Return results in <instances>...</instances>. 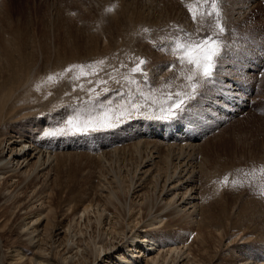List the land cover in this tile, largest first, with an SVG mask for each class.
Instances as JSON below:
<instances>
[{
    "label": "rangeland",
    "instance_id": "rangeland-1",
    "mask_svg": "<svg viewBox=\"0 0 264 264\" xmlns=\"http://www.w3.org/2000/svg\"><path fill=\"white\" fill-rule=\"evenodd\" d=\"M170 1H175L177 3L178 8H181L180 13H178V10L177 13L174 11V13H171L172 9L169 7ZM170 1L0 0V85L15 74L17 78L20 79L23 76V80L21 79L20 81L21 83L23 82L22 87L24 86L22 88L19 82V85L16 87L17 90H12L10 92L6 90V92L0 94V102L2 101V104L4 103L3 105L1 104L2 107L0 106L3 110H0L2 112H0L1 142L6 132L12 133L13 130H16L18 133L22 132V134H25L26 130L33 129L37 125H39V130H41L42 128H40V126L46 121L48 125L45 126L46 133L43 135L48 133L46 135L47 138H49V133L51 134L55 131L56 128L54 127L58 125L60 127L59 130H64L65 126V130L69 131L71 129V131L74 132L75 129L71 128L65 116L62 115L63 111L69 109L67 111V119L72 118L78 125L87 120L91 113H87L85 109L84 111L82 110L83 106H81L79 101L80 97L78 96L82 93L81 96H85L84 98L88 99L87 94L89 93L87 89L91 88H95V92L99 93L102 88L109 86L107 87L109 93L103 94L104 96L101 95L100 100L104 102V107H110L112 112L116 115H119L121 111H128L127 96L123 95L127 89L135 93L134 100L139 106L140 111L152 113L163 109L167 102L158 110L152 105L148 107L146 105L151 104L152 95L158 90L166 91L173 89L175 87L174 78L176 79L177 77L179 80L176 79V81L179 82L184 78L178 75L181 69H167L166 65L170 64L168 63L169 61H167V52H163L159 50V48L170 43L169 37L171 32L175 29V26H179L189 32H195L200 23H203L204 28L207 30L208 23L207 19H205L203 22L194 24L187 8L181 3V0ZM262 1L263 0H257L258 6H261ZM157 3H161L166 7L164 12H157L158 8H155ZM118 5L125 9L123 10V14L119 16L117 14L119 13V11H117ZM129 5L131 6L129 7ZM246 5L247 0H226V4L223 6L225 13L224 23L228 30L223 37L224 43L226 44L224 52L229 47L231 55L238 54L241 48V38L244 31L238 28L237 23H232L230 20L235 16L237 17L239 9H243L245 18L247 15L245 9ZM113 6L114 10L112 12H114L115 21L112 17L114 15H110L111 12L109 14L104 12L105 9ZM79 12L82 13L80 14ZM181 13H183V15H181ZM161 14L163 16H161ZM120 22L124 24H126V22L135 23L134 26H136L137 29L133 32V35H130V40L134 39L137 35L134 40V49H129L130 51H128V53H125L126 50H124L123 53L126 55L120 59L121 61H118V65H116L117 63L107 61L103 57L92 59L94 49H96L97 52L101 49L100 45L96 44L97 39L102 41V36L105 35L106 29L111 34H114L115 30H121ZM116 23L119 24L117 28L115 27ZM145 28L149 29V32L144 33L143 29ZM235 33L239 34V39L235 38ZM232 39L236 40L238 43L231 44L230 41H232ZM120 44L124 46V41L122 40ZM12 51H14L18 60L22 58L20 60H23V64L25 63L24 66L28 65L27 69L29 68L31 72L35 71L33 77H30V75L28 77L26 67L24 66L18 68V70H20L18 73L13 71L14 67L7 63L10 54H14ZM74 54H76L75 60L67 62L64 66L58 68L57 61L59 57H63L65 60ZM134 55L136 57L133 58L132 56ZM161 56H164V62ZM138 57L147 61L143 66L147 73V77L145 78L138 73H133L131 74L133 78H135V76L136 78L138 77L136 80L137 83L131 84L130 87L120 86L119 83L124 81V76L129 75V69L133 67ZM224 57H228V53H225ZM18 60L17 64L19 63ZM99 60L105 61V65L103 66L105 71L100 73L99 78L106 80L107 84H97V77L72 80L70 77L78 75V70H74L73 73L63 77L64 79L66 78V81L68 80L70 82V86H68L69 82H64L63 78H59V81L62 83L56 82V80L49 82L46 79L49 74H59L69 65L92 64V62ZM174 60L175 59H171L170 61L173 63ZM108 64L109 66H107ZM52 65L54 66L52 67ZM122 65H126L127 67H122ZM49 66H51V69ZM93 67L98 66L93 65ZM85 71H90V69H85ZM106 73H110L112 76H115L116 79H110L109 75ZM25 74L27 76H25ZM155 78L158 80L160 78V81L155 82ZM89 80H91L92 83H89ZM117 81L120 82L117 83ZM165 84H168V87H165ZM37 85H39L38 92H36ZM79 85L84 86L85 92L78 88ZM185 85L189 89L187 81ZM75 88L78 89H76V92L74 91ZM59 89H61V92ZM52 90L53 93L56 94L50 93ZM255 90H257L256 93L258 96L264 93V69L262 73L259 74V77L257 76ZM28 93H30L33 98L38 95L35 102L32 101V98L29 106L25 103L28 102ZM76 93H79V95ZM91 94L95 95L94 93ZM91 94L89 95L91 96ZM71 95L77 96V101H72L65 106L64 102L70 100V98H72ZM39 96L41 97L39 98ZM56 96H58L57 99ZM113 96H115V98L117 97V99L110 102ZM173 98L175 97L173 96ZM3 100L5 102H3ZM9 101L11 102L9 103ZM105 101L109 102V104L105 105ZM197 101H199V98ZM31 102L33 104H31ZM59 102H61L62 107L59 105ZM194 102H196V100L193 101L192 104ZM20 104L23 106H20ZM251 104H253L254 107H251ZM251 104L250 108L245 111H242L243 108L239 107V109H242H240L242 113L236 115V118L234 117L230 120L223 119L219 129L218 127L210 128L211 120L208 122L206 119L202 122L204 127L201 128V130L199 129V124L195 126L196 131L199 130L202 137H206L207 140L209 137V141L201 144L202 146L198 147V151L202 154L210 153V158L213 162L207 165V169H209L208 174L210 177L216 174V176L209 179L208 183L204 180L200 182L201 189L203 191L205 190L204 202L201 207L202 214L209 223V228L207 230L211 232L212 238H206L207 234L202 235L205 236L204 239H206L211 246L220 248L218 255H224L225 257L222 262L231 256L234 258L236 256L239 257V251L242 249L245 250V241L242 240V237L251 238L252 244L248 241L246 242L249 243L247 245L254 246L253 252L255 254L264 255V252H262L264 248V195L260 194L261 191H264V107H256L255 102ZM30 105L33 106L30 107ZM41 106H48V108L44 109L41 108ZM100 108L99 106L98 109ZM94 111L96 112V108H94ZM102 111L103 108L100 109L99 113ZM51 121L52 123H50ZM133 121L134 119H129L124 116L114 128L101 129L84 135L61 134L62 131L61 133L58 132V135H56L58 139L53 137V140L57 142V145H55V154L58 153L55 161L57 165L54 164V168L56 167L55 169L57 170L54 169L49 179H46V186L49 181L51 183H49V190L45 195L41 193L46 190V186H43L45 189H42L39 184L40 190L39 185L33 188L31 187L33 182L25 181L28 182L31 187L29 189L30 192L27 193L24 187H27L28 183L21 184L19 183L21 180L18 179H14L15 181L13 180L11 183H7L5 179L0 180V264H37L39 260H47L52 264H66L67 261L68 264H104L105 262L102 263L98 258V255L102 253V251H105L113 244L120 246L123 242L126 243V241L129 240V238H112L111 230L106 224L109 219L113 222L116 219L117 222L121 223L118 224L116 222L117 226L119 225V227H117L119 229L122 226L124 217L128 215L126 206H129L130 202L132 204L133 201L134 203L137 201L138 204L135 205L136 211L137 213H142L144 216L154 211L155 208L160 205L161 201H163L164 204L162 216H165L171 210L170 205L167 203L166 195L162 193L161 190L164 177L157 175L154 178L152 189L140 200H137L134 197V193L130 192L131 190L132 192L134 191L132 184L134 182L136 183L137 178L136 167L138 164L136 161L133 162L131 171H129L130 173L128 172L129 175L128 173L120 174V168L123 169L124 165L126 163L128 164L129 159L133 160V157L130 158V153L125 151L129 146H123V151H118L115 155L102 154V156L100 153L104 150L97 152L98 149L107 145V142L117 141L121 144L130 142L128 140L122 142V138L126 136L125 132L131 127ZM169 122L171 123V121ZM178 122L181 125L186 124L185 126L187 129L189 128V130L194 126L187 118L179 120ZM198 122L199 121H197V123ZM50 125L53 126L50 127ZM125 127H128V129ZM151 127V125L145 124L144 129L141 130V134L149 140H156L152 138L153 132L151 136L149 135ZM167 127L170 129H177L176 126L171 124L167 125ZM47 130H52V132H48ZM203 130L207 132H203ZM217 136L218 138L214 139ZM204 137L201 142L206 140ZM50 138H52V136H50ZM92 140L95 143V147L91 146L90 141ZM31 141L32 145L38 148L42 147L40 143L38 146L36 145V140L32 139ZM99 145L104 146L99 147ZM151 149H153L152 144L143 149L142 157L151 155L149 154ZM228 149L231 151L230 155ZM160 152L163 153L165 151L162 150ZM98 154L103 158H96ZM119 154H121V156ZM222 155L229 156L231 160L229 158H226L227 160L224 159ZM125 161L127 162L125 163ZM233 162L234 164L236 163V166L232 164ZM238 163L241 165L242 169H240ZM216 165L217 167H226L227 165V169L222 172L223 174H220V172H217ZM238 165L241 171L239 169L237 170L236 167ZM243 166L246 167L244 168ZM103 169L106 172H104ZM116 169H119V173ZM253 169H256V171H253ZM258 170L259 174H256ZM248 171L252 172V174L248 173ZM107 172L108 175L105 174ZM223 176L225 178H223ZM220 177L221 179H219ZM226 178L228 183L225 185L223 181ZM118 183L119 186L122 185L119 188L120 190L117 188L119 187ZM116 185L117 187L114 189L115 194H112L111 190ZM50 191H52V193ZM158 191L161 192L160 199H158ZM48 192H50V194H48ZM99 192L102 194L101 197H99ZM239 194H242L243 198L248 199V202L243 201ZM7 197L9 198L6 199ZM35 197H37V199ZM20 198L23 201H21ZM2 199L6 201L4 202ZM18 201L21 202L18 204ZM33 201L35 202L33 203ZM20 203H24L23 206L25 208H22ZM41 203L43 204L41 205ZM29 204L31 206H29ZM88 204L91 206L88 210L89 214L82 220L77 219L79 216H76V214L82 211L85 207L84 205ZM19 206L21 208H18ZM106 207L108 211L111 212L112 216L107 219L108 221H105V225L99 226L95 219H98L99 214ZM40 211L45 212L42 217L44 221L41 223L43 226H41V224L32 226V220L35 219V215ZM29 216H31L32 220L28 219ZM89 216L90 220H87ZM105 219L106 217L103 218L102 223ZM136 219L137 217L135 215L133 218L134 223H137ZM133 220L129 221L130 224ZM24 223H28V228L23 226ZM46 224L47 226L44 228ZM131 225L136 226L137 224L134 225L132 223ZM138 226L140 227L141 225ZM56 227L65 231V234L58 238H51L54 236L53 229ZM130 227L129 231L132 229H130ZM43 228L45 230L44 233L40 235V239H43V242L41 241L40 250L37 248L34 249L33 245L38 242L39 239L36 238V241H34L35 238H33L34 240L29 238L26 233L29 230L41 231ZM109 234H111V236ZM118 241H120V243ZM228 243H230L229 247ZM163 245L164 243L160 240L158 246L163 247ZM156 246L157 245H155V247ZM207 246L210 253L213 254L208 243ZM16 250H21V252L25 253V258L22 262L18 261V258L15 260L16 257L13 258ZM152 251L158 252V248ZM162 255L165 256L166 252L162 251ZM144 258H142V263L146 264L147 260Z\"/></svg>",
    "mask_w": 264,
    "mask_h": 264
},
{
    "label": "bare ground",
    "instance_id": "bare-ground-1",
    "mask_svg": "<svg viewBox=\"0 0 264 264\" xmlns=\"http://www.w3.org/2000/svg\"><path fill=\"white\" fill-rule=\"evenodd\" d=\"M120 1L125 2V0H120ZM237 1H239V0H237ZM169 4H170L169 7L172 9L171 13H174V12L177 13V10H178V13H180L181 8H178V5L175 1H170ZM130 6L131 5H129V7ZM155 8L156 9L158 8L157 12L158 11L164 12V10L166 9V7H164L163 4H161V3L160 4L157 3L155 5ZM245 9H246V14H247L245 18H244L243 9L242 10L239 9L237 17L235 16L234 18H232L230 20L232 23H237L238 28L243 29V31H244L242 38H241V48H240L237 55L236 54L231 55V50L228 47L224 52V54L228 53V57H223V62L221 63L220 68H219V77H220L221 81H223L224 79L227 78V79H230L234 82L233 85L231 86V91L226 93L227 102L224 103V102L215 100V96L219 95L218 90L210 91L208 93L207 97L199 98V101L196 100V102H194L195 104L193 103L192 107L190 109V111L195 113L197 116V119L195 120V122H192L194 124V126L191 130H189V128L187 129V127L185 126L186 124L181 125L177 120H171V123H170L169 120L155 119L154 118L155 116L163 114L161 112V110L156 111V112H152V113L139 110V113H136L134 109H131V105L133 103H136V101L134 100L135 93H133L129 89H127L126 92L123 94V95L127 96L128 110H132L134 112V114L131 117V119H134V121L132 122L131 127L129 129H128V127H125L128 130L125 132L126 136H124L122 138V142L126 141V140H128L130 142L124 143V144H121L117 141L107 142L108 144L107 145L104 144L105 146L99 145V147L100 146H104V147L98 149L97 152L100 150H104V151H101V153H100L101 155L102 154L103 155H112V154L115 155V154H117L118 151H120V152L123 151V146H129L125 151L130 153V155H131L130 158L133 157V160L129 159L128 164L126 163L127 161H125L126 164L124 165V168L123 169L120 168V174L122 175V173H128L129 171H131L132 164L134 161H136V163L138 164V166L136 165L137 166L136 167L137 178H136V183L134 182L135 184L132 182L134 184V186L132 184V188L134 189V191L132 192V190H131L130 192L134 193V197L137 200H140L143 198L144 195L147 194V192L150 189H152L153 181L155 180L154 178L157 175L164 177L163 184L161 186V190H162V193H164L166 195L167 203L170 205L171 210L165 216H162L164 204H163V201H161L160 205L158 207H156L154 211H152L150 214L144 216L142 213H137V211H136L135 205L138 204L137 201H135V203L133 201L132 204L130 202V205L126 206V210L128 211V215L126 217H124V219L122 221V226L118 229L117 227H119V225L117 226V224H116L117 220L115 219L116 220L115 221L113 219L114 222L111 221V219H109L112 216L111 212L108 211L107 207L104 208L103 211L99 214L98 219H95L96 223L99 226H101L105 223V221L107 219H109V221L107 220L108 223L107 224L105 223V224L108 225L107 227L110 228L111 234L113 236L112 238H115V239L116 238L117 239L129 238V240H127L126 243L123 242V244L120 246H117V244H113L108 249H106L105 251H102V253H100L98 255L99 256L98 258L101 260L102 263L105 262L104 264H141L142 258L145 257L147 260L146 264H264V255L255 254L253 252L254 246H248L247 245L249 243H246V242L249 241L251 243V241H252L251 238L242 237V240L245 241V243H244L245 244L244 245L245 250L242 249L241 251H239L240 252V256L238 254L239 257L236 256L234 258L233 256H231L230 258H227L225 261L222 262L223 258H225V257H224V255H222V256L218 255L220 248L217 246H211L209 244V242L206 239H204L205 236L202 235V234H207L206 238H212L211 232L209 230H207L209 228V223L202 214L201 207H202L203 202H204L205 190L203 191L201 189L200 182H201V180H204L206 183H208L209 179L216 176V174H214L212 177H210L208 174L209 169H207V165L210 164L211 162H213L212 159L210 158V153L202 154L198 151V147L202 146L201 144L208 142L209 137L207 140V138L203 136L204 138H206V140L201 142L203 137L201 136V134H200L201 132H199V130L196 131L195 126H196V124H199V127H200L199 129L201 130V128L204 127V124L202 122H204V119H206V120H208V122H209V120H211L210 128L218 127V129H219L221 123L223 122V119L230 120L234 117L236 118V115H238L239 113H242L240 111L241 108L239 109V107H242L243 110L242 109L241 110L245 111V110L250 108V104L253 102H255L256 107H264V93L262 95L258 96L256 93L257 90H255L257 76L259 77V74L262 73V70L264 69V0L262 1L261 6H258L257 0H247V5H246ZM123 10H125V9L122 6L118 5V7H117V11H119V13H117L118 16L123 14ZM71 12L74 13L73 11H71ZM104 12L107 14L110 13V12H106V9L104 10ZM79 13L81 14L82 12H79ZM111 14L114 15V12H111L110 15ZM181 15H183V13H181ZM161 16H163V15L161 14ZM112 17H113V20L115 21V15ZM134 25H135V23H127L126 22V24H124L123 22H120L121 30H115L114 34L109 33L106 29L105 33H104L105 35L102 36V41L97 39L96 44L100 45L101 49L98 52L96 49H94V51H93L94 55L91 54L93 57L92 59H95V58L98 59L99 57H103L107 61L117 63L116 65H118V61L123 56L126 55L123 53V51L126 50L125 53H128V51H130L129 49H132V48L134 49V47H135L134 46V40L137 37V35L135 36L134 39L130 40V35H133V32H135V30L137 29V27ZM117 26H119V24L116 23L115 27L117 28ZM94 29H96V28H94ZM235 34H236L235 38L239 39V34L238 33H235ZM122 40L124 41V46H121V44H120V42ZM230 43L235 44L238 42L236 40L232 39V41H230ZM87 46H92V45H87ZM12 52L14 53V51H12ZM135 55L132 57L133 58L136 57ZM166 55L168 56V60H167V61H169L168 63H172L170 60L175 59V58L173 56H171L170 54L166 53ZM161 57H162L163 62H164V59H165L164 56H161ZM20 59H22V58H19V60L16 58L15 53L10 54V56L7 59V63L9 65H11L12 67H14L13 71L15 73H18V71H20V70H18V68L23 67L25 64V63L23 64V60H20ZM75 59H76V54H74L73 56H71L65 60L63 59V57H59L58 61H57L58 68L64 66L67 62H70V61L75 60ZM17 60L19 61L18 64H17ZM48 61H49V59H48ZM116 65H114V66H116ZM27 66L25 65L24 67H26V72L28 73V77H29V75H30V77H33L35 74V71L31 72L29 68L27 69ZM53 66L54 65H52V67ZM107 66H109V64ZM35 67H36V65H35ZM50 67L51 66H49V68ZM166 67H167V65H166ZM63 68H65V67H63ZM45 73H46V71H45ZM12 74H13V72H12ZM20 74H22V73H20ZM25 76H27V75L25 74ZM116 77H118V76H116ZM179 77H181V76H179ZM22 78H23V76H22ZM137 78L135 76L134 79L137 80ZM181 78H183V77H181ZM21 79L17 78V76L15 74H13L12 77L10 76L9 80L4 81V83H2L0 85V94L3 92H6V90L8 92H10L12 90H17L16 87L19 85V82L21 83V81H20ZM65 79H64V82H67L68 80L66 81ZM176 79H177V77H176ZM176 79L174 78L175 87L173 89H169L166 91L158 90L157 92H155L152 95L151 104H149V105L145 104V105L147 107L152 105L158 110L161 108V106L165 102H167V104L163 107V109L166 111L168 106L171 103V101L169 100V94L170 93L174 94L176 92L184 93L185 91H187V92L190 91V88L188 89L185 85V83H186L185 79H183L180 82L176 81ZM177 80H179V79H177ZM158 81H160V78H159V80L157 78H155V82H158ZM59 82H61V81H59ZM83 82H86V81H83ZM22 83L20 85L21 87H22ZM77 84H78V82H77ZM119 84H120V86H125V87L131 86V84H129L128 81H126V80H124L123 82L121 81ZM71 85H72V83H71ZM68 86H70V82H69ZM107 87H109V86H107ZM22 88H20V89H22ZM78 88H80V87H78ZM76 89L77 88H75V90H74L75 92H76ZM53 90L50 93H53ZM59 90L61 92V89H59ZM38 91L39 90H37L36 92H38ZM69 91H71V90H69ZM53 94H56V93H53ZM89 94H91V93H89ZM89 94H87L88 99L84 98L85 96L82 97L81 96L82 93H81V95H79V93L77 95H79L78 97H80L79 101H80L81 106H83L82 110L84 111V109H85L87 111V113H91V115L95 116L96 114H99V111L102 107L100 109H98L99 106L90 105L88 103L89 98H90ZM66 95H63V96H66ZM68 95H70V94H68ZM91 95H93V94H91ZM11 96H12V94H11ZM31 96L32 95L30 93H28V95H27L28 102H25L26 104H28L27 106H29L30 101L33 98V96L32 97ZM37 96H35V98H33L32 101L35 102V100L38 98ZM58 96H56V99ZM40 97L41 96H39V98ZM78 97L75 95L72 96V98H70V100L64 102L65 106L68 105V103H70L72 101H74V102L77 101ZM99 99H100V97H99ZM111 99H112V97H111ZM116 99H117V97L115 98V96H113L112 100H110V97H109L110 102H112ZM3 102H5V101L3 100ZM10 102L11 101H9V103ZM61 102H59L60 106H61ZM1 104H2V101L0 102V106H1ZM31 104H33V103L31 102ZM108 104H109V102L105 101V105H108ZM209 104H211V106H209ZM72 105H74V104H72ZM75 105H76V103H75ZM20 106H23V105L20 104ZM31 106H33V105H30V107ZM78 106H79V104H78ZM202 106H203V108H202ZM1 107H0V110H2ZM251 107H254V105L251 104ZM21 108H23V107H21ZM41 108L47 109L48 106H41ZM94 108H96V112L94 111ZM68 110L69 109H65L63 111L62 115L66 117L68 114L67 113ZM76 110H78V109H76ZM140 113H142V114H140ZM69 118H70V116H69ZM70 119H72V118H70ZM187 119L190 120L189 118H187ZM197 121H199V122L197 123ZM50 123H52V121ZM145 124H149L152 126L151 131H149V135L151 136V133L153 132L152 138H154L156 140H149L148 138H146L145 136H143L141 134V130L144 129ZM169 124L176 126L177 129L176 128L175 129L168 128L167 125H169ZM46 125H48L47 121L40 126V128H42L41 130H39V125H37L33 129L31 128L30 130H26L25 134L24 133L22 134V132L18 133L16 130H13L12 133L6 132L4 134V137L2 138V142L0 140V180L5 179L7 183H11V182H13L14 179H18V180H21V182H19L17 180L21 184H26L28 182H25V181H29L31 183L33 182L31 185V187H33V188H35L39 184L41 185L42 189L44 188L43 186H46V179H49V176H51V173L56 168V167L54 168V164H55V161H56L57 156H58V153L55 154V152H56L55 151V145H57L56 144L57 142H56V140H53V137L58 139L56 137V135H58V132L61 133V131H67V130H65V126H64V130H59L60 127L58 125V126L54 127L56 129L53 132H52V130L51 131L47 130L48 132H52L51 134L49 133V138H47L46 135L48 133L46 135H43L44 133H46V131H45ZM52 126L53 125H50V127H52ZM101 132H103V131H101ZM203 132H207V131L203 130ZM32 135H33V137H32ZM50 136H52V138H50ZM1 137L2 136H0V139H1ZM216 138H218V136L215 137L214 139H216ZM32 139L36 140L35 143L37 146L40 143V145L42 147L38 148L35 145H32V143H31ZM93 140H95V139H93ZM93 140L90 141L91 146L95 147V143ZM158 140L161 142H159ZM162 142L167 144V145L163 144ZM151 144L153 145V149H151L149 151V154H151V155H147L145 157H142V154H143L142 150L147 148ZM61 150H62V148H61ZM162 150H164L165 152H163V153L160 152ZM146 153H148V152H146ZM230 154H231V151H230L229 155ZM119 155L121 156V154H119ZM130 155H128V156H130ZM225 155H226V153H225ZM225 155H222V157L224 159L229 158V156H225ZM97 156H96V158L102 157L99 154ZM124 159H126V158H124ZM109 160H110V158H109ZM117 160H119V159H117ZM126 160H128V159H126ZM232 164H234V162ZM55 165H57V164H55ZM234 165L236 166V163ZM239 165L236 167L237 170L239 169L238 168ZM246 166H247V163H246ZM129 167H130V169H129ZM216 168H217V172H220V174H221L224 170L226 171L227 165H226V167H222V166L217 167V165H216ZM240 169H242L241 165H240ZM55 170H57V169H55ZM116 170H118L117 172L119 173V169H116ZM104 172H106V171L104 170ZM108 172L105 174L108 175ZM129 173H128V175H129ZM248 173L252 174V172H249V171H248ZM256 174H259V170H258V172H256ZM56 177H57V174H56ZM223 178H225V177L223 176ZM219 179H221V177ZM129 180H131V179H129ZM6 182H5V184H6ZM49 183H51V182L49 181ZM49 183L46 186L47 187L46 190L43 192L41 191L42 192L41 194L45 195V193L49 190V188H48ZM122 184H123V182H122ZM40 185H39V189H40ZM28 186H29V183L27 184V187H24V188H26L27 193L30 192L29 189L31 188L30 186L29 187ZM118 186H119V183H118ZM120 186H122V185H120ZM120 186L119 187H117V185L114 186L111 190V193L113 194L115 192L114 189L116 187L119 189ZM207 187H208V184H207ZM203 189H206V188H203ZM50 192L52 193V191H50ZM50 192H48V194H50ZM32 193H33V190H32ZM36 194H35V196H36ZM51 195H49V196H51ZM99 195H100L99 197H101L102 194L100 193ZM239 195L243 201L248 202L247 201L248 199L243 198L242 194H239ZM110 197H113V196H110ZM3 198H5V197H3ZM8 198L9 197H7L6 199H8ZM21 198H20V200H21ZM35 198L37 199V197H35ZM160 198H161V192L158 191V199H160ZM2 200H4V199H2ZM133 200H135V199H133ZM5 201L6 200H4V202ZM21 201H23V200H21ZM21 201H18L17 203L19 204V202H21ZM85 201H86V199H85ZM34 202L35 201H33V203ZM25 203H26V201H25ZM42 204L43 203H41V205ZM23 205H24V203L21 204L20 206L22 208H25ZM20 206L18 208H21ZM29 206H31V205L29 204ZM84 206L85 207L82 209V211H80L79 213L76 212L77 213L76 216L77 215L79 216V217H77V219L82 220L83 218H85L89 214L88 210L91 208L90 204L84 205ZM44 213H45L44 211L38 212L37 215H35L34 220L31 219V216L28 217V219L32 220V222H31L32 226H38L44 221L42 218ZM135 215L137 217V219H136L137 223H134V220H133ZM105 217H106V219L102 223V220ZM88 218L89 219H87V218L86 219L90 220V216ZM131 220H133V222H131V224L133 223L134 225L135 224H137V225L136 226L131 225L129 222ZM117 223L121 224L120 222H117ZM138 225H141V226L139 227ZM23 226L25 228H28L29 225H28V223H24ZM41 226H43V224H41ZM46 226H47V224L44 226V228H46ZM130 226H132V227H130ZM129 227H130V229L132 228L130 231H129ZM44 228L41 231L29 230L26 233V235H28L29 238H32V239L35 238V240L33 239L34 241H36V238L39 239L38 242L34 243V245H33L34 249L37 248L38 250H40L41 241L43 242V239H40L41 238L40 235H42L44 233V230H45ZM53 231H54L53 232L54 236H52L51 238H58L61 235L65 234V231H63L62 229L57 228V227L54 228ZM111 234H109V235L111 236ZM110 236H108V237H110ZM160 240H162V243H164L163 247L158 246V242ZM118 242L120 243V241H118ZM207 243L210 246V248L212 249L213 254L210 253V251L208 250ZM155 245H157V246L155 247ZM229 246H230V243H228V247ZM157 248H158V252L152 251V250H157ZM161 250L163 252L164 251L166 252L165 256L162 255ZM262 252H264V248H263ZM158 254H160V255H158ZM14 257H16L15 260L18 258V261L22 262V260L25 258V253L21 252V250H16L13 258ZM36 259H38V258H36ZM35 260H34V262H35ZM37 264H52V263L48 262L47 260H39L37 262ZM66 264H68V261Z\"/></svg>",
    "mask_w": 264,
    "mask_h": 264
},
{
    "label": "snow or ice",
    "instance_id": "snow-or-ice-1",
    "mask_svg": "<svg viewBox=\"0 0 264 264\" xmlns=\"http://www.w3.org/2000/svg\"><path fill=\"white\" fill-rule=\"evenodd\" d=\"M181 3L187 8L190 17L194 24L203 22L207 19V30L204 28L203 23H200L195 32H189L185 29L175 26V29L171 32L169 37L170 43L163 45L159 48L161 51H166L168 54L175 58L173 63L167 65V69L180 68L181 71L178 75L188 82L190 88L189 92H176L169 94V100L171 101L167 110L161 109L163 114L157 115L154 118L159 120H183L190 119V122H195L197 116L190 111L192 102L198 98L207 97L208 93L213 90H218L219 95L215 96L216 101L226 103V93L231 91L233 81L230 79L220 80L219 68L223 62L224 49L226 44L224 43V35L228 31L224 23L225 13L224 5L226 0H181ZM203 6V7H202ZM113 7L106 9V12H112ZM144 33L149 32V29H143ZM147 61L143 58H136V62L133 67L129 69V75L123 77L129 84L137 83L131 74L138 73L142 77H147V73L144 69V65ZM96 65L98 67H93ZM105 65L104 60L94 61L92 64H77L69 65L63 69L61 73L49 74L46 79L49 82L56 80L59 82V78L68 76L73 73L74 70H78V75H73L70 78L72 80H78L81 78L97 77V84H107L106 80L100 79L99 75L105 71L103 67ZM122 67H127L122 65ZM90 69V71H85ZM115 70V69H114ZM110 79L115 80V76L110 73ZM120 81H117L119 83ZM89 83H92L89 80ZM80 89L84 91V86L79 85ZM168 87V84H165ZM39 90V85H37ZM109 89L104 87L99 93L95 92V88L88 89V93H94L91 95L88 103L93 106H100L103 111L95 116L89 115L88 119L81 124H76L72 119H65L67 123L74 128L75 131H62L61 134H90L91 132L101 129H109L117 126V123L121 121L122 117L127 116L129 119L134 112L132 110L121 111L119 115L112 112L110 107H104V102L99 97L107 93ZM173 95L175 98H173ZM211 106V104H209ZM131 109H134L136 113H139V106L136 103L131 105ZM111 113V115H110ZM142 114V113H140ZM256 171V169H253ZM226 185L228 183L227 178L223 181ZM261 195H264V191H261Z\"/></svg>",
    "mask_w": 264,
    "mask_h": 264
}]
</instances>
